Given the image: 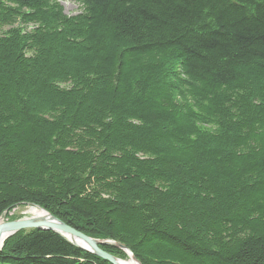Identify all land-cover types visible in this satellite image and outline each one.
I'll return each mask as SVG.
<instances>
[{
  "label": "trees",
  "instance_id": "16d2710c",
  "mask_svg": "<svg viewBox=\"0 0 264 264\" xmlns=\"http://www.w3.org/2000/svg\"><path fill=\"white\" fill-rule=\"evenodd\" d=\"M74 1L0 0V217L39 205L141 264H264V0ZM0 264L111 263L31 229Z\"/></svg>",
  "mask_w": 264,
  "mask_h": 264
},
{
  "label": "water",
  "instance_id": "95a60500",
  "mask_svg": "<svg viewBox=\"0 0 264 264\" xmlns=\"http://www.w3.org/2000/svg\"><path fill=\"white\" fill-rule=\"evenodd\" d=\"M31 205L40 207L39 205L29 204V206ZM40 208L46 214L28 217L24 216L18 219L7 221H4L3 217H0V250L4 246L5 241L14 234L22 230L42 229L57 232L73 245L86 250L98 257H101L111 264H125V260L111 254L110 252L105 251L102 248L103 245H114L123 250L129 257V259H132L136 263L141 264L137 257L133 254V252L124 244L111 239H102L89 236L67 224L63 220L59 219L46 209L42 207Z\"/></svg>",
  "mask_w": 264,
  "mask_h": 264
},
{
  "label": "rangeland",
  "instance_id": "374dc122",
  "mask_svg": "<svg viewBox=\"0 0 264 264\" xmlns=\"http://www.w3.org/2000/svg\"><path fill=\"white\" fill-rule=\"evenodd\" d=\"M57 1L64 7V11L68 15H75V14H78L81 12L80 4H78L74 0H57ZM28 207H29V204L28 205H20V206L16 207L11 212L4 214L2 216L3 220L4 221L14 220V219H18V218L27 216L26 211H27Z\"/></svg>",
  "mask_w": 264,
  "mask_h": 264
},
{
  "label": "bare ground",
  "instance_id": "6f19581e",
  "mask_svg": "<svg viewBox=\"0 0 264 264\" xmlns=\"http://www.w3.org/2000/svg\"><path fill=\"white\" fill-rule=\"evenodd\" d=\"M46 214L40 207L37 206H29L27 211H26V215L28 216H35V215H44ZM125 264H138L136 263L134 260L132 259H124Z\"/></svg>",
  "mask_w": 264,
  "mask_h": 264
}]
</instances>
